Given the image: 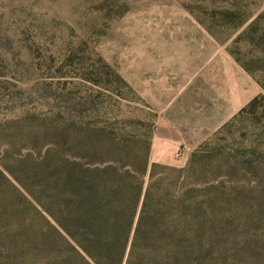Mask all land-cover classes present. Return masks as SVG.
Listing matches in <instances>:
<instances>
[{
    "label": "rangeland",
    "instance_id": "obj_1",
    "mask_svg": "<svg viewBox=\"0 0 264 264\" xmlns=\"http://www.w3.org/2000/svg\"><path fill=\"white\" fill-rule=\"evenodd\" d=\"M263 13L264 0H0V264H45L62 158L125 164L111 149L147 142L150 164L175 168L207 144L175 187L202 202L198 263L264 264V100L241 113L264 96Z\"/></svg>",
    "mask_w": 264,
    "mask_h": 264
},
{
    "label": "trees",
    "instance_id": "obj_2",
    "mask_svg": "<svg viewBox=\"0 0 264 264\" xmlns=\"http://www.w3.org/2000/svg\"><path fill=\"white\" fill-rule=\"evenodd\" d=\"M262 18L264 13L256 20ZM243 24L238 19L232 28ZM259 100L264 96L255 97L241 113ZM206 146L197 148L183 168L150 164L148 142L129 151L111 149L112 157L126 159L125 164L62 158L56 178L47 177L57 199L49 197L44 209L49 229L45 264H200L203 249L209 248L200 236L202 202L193 196L195 189L175 187Z\"/></svg>",
    "mask_w": 264,
    "mask_h": 264
}]
</instances>
